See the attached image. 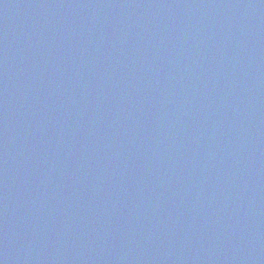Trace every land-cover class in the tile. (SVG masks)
Instances as JSON below:
<instances>
[{
	"label": "water",
	"instance_id": "95a60500",
	"mask_svg": "<svg viewBox=\"0 0 264 264\" xmlns=\"http://www.w3.org/2000/svg\"><path fill=\"white\" fill-rule=\"evenodd\" d=\"M0 264H264V0H0Z\"/></svg>",
	"mask_w": 264,
	"mask_h": 264
}]
</instances>
